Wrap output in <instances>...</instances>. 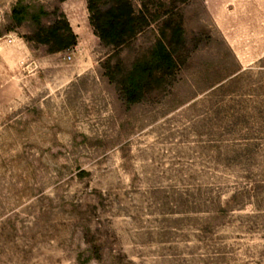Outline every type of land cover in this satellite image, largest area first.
<instances>
[{"label": "rangeland", "instance_id": "rangeland-1", "mask_svg": "<svg viewBox=\"0 0 264 264\" xmlns=\"http://www.w3.org/2000/svg\"><path fill=\"white\" fill-rule=\"evenodd\" d=\"M129 1L149 25L113 49L87 0H0V264H264V0ZM55 9L60 53L24 39ZM168 16L176 66L128 104Z\"/></svg>", "mask_w": 264, "mask_h": 264}, {"label": "trees", "instance_id": "trees-1", "mask_svg": "<svg viewBox=\"0 0 264 264\" xmlns=\"http://www.w3.org/2000/svg\"><path fill=\"white\" fill-rule=\"evenodd\" d=\"M61 2L65 0H60ZM91 13V23L98 38L105 46L119 49L131 42L148 27L149 19L145 10L135 11L129 0H87ZM42 15H48L42 11ZM53 18L42 24L41 16L33 19L35 29L25 41L45 45L50 53H60L76 44V36L71 30L65 15L55 9ZM11 20L14 27L25 21L19 7L12 10ZM183 28L177 19L168 16L158 30V39L150 48L146 57L137 61L122 75L116 85L121 98L128 104L138 102L144 93L160 86L176 66V54L183 47ZM106 62V73L115 81L117 65Z\"/></svg>", "mask_w": 264, "mask_h": 264}]
</instances>
